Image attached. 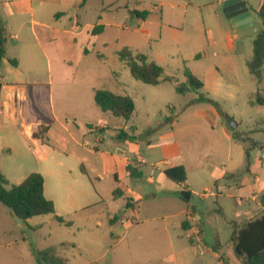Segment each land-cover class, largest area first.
Instances as JSON below:
<instances>
[{
    "label": "rangeland",
    "instance_id": "374dc122",
    "mask_svg": "<svg viewBox=\"0 0 264 264\" xmlns=\"http://www.w3.org/2000/svg\"><path fill=\"white\" fill-rule=\"evenodd\" d=\"M69 1L80 0H63L64 3ZM248 1L255 8L260 3V0ZM131 10L146 11L148 15L141 19ZM79 17L83 23H109L113 26L107 27L94 49L90 47L91 53L80 60V66L103 63L100 74L119 72V81L123 83L125 89L120 94L130 95L135 102L136 109L130 123L135 126L134 142L139 144L141 154L148 159V165L142 166V169H152L149 163L163 158L161 147L155 145L150 148L149 141L155 142L161 133L170 130L171 127L187 130L188 124L191 126L194 124V120H191L193 110L198 104L191 102L189 105L185 104L194 96L202 94L214 100L225 117L233 119L238 124L235 129L238 135L249 140L240 142V146L233 145L239 153L240 151L243 153L240 162H236L233 154L230 159L204 157L203 154L209 151L210 136L214 132L209 125L201 123L198 141L196 138L193 141L191 136L188 140V144L194 143L201 153L198 160L200 168L196 167L198 165L196 162L189 169H226L223 172L225 175L229 174L228 169H234L239 163L236 169H240L238 173L240 181L243 182L247 176L244 170L247 165L244 148L249 147L248 166L259 169L258 176L264 180V158H261V152L252 148L251 144L252 140L264 142V104L257 102V92L259 88L264 87V65L260 68L259 78L248 71L247 62L253 55L255 38L253 34L233 38L234 44L232 48H228L220 41L221 36L215 31L219 41L215 47V55L206 48V40L202 33L204 25H212L217 21L225 28L228 25L218 0H137V2L103 0V6L100 5V0H89L85 10L80 11ZM256 17L262 25L258 14ZM231 33L233 34V31ZM95 37L84 34L82 40L91 45ZM103 40L107 42L104 47L99 43ZM123 47L149 56L163 67L165 75L173 77L175 81H184L185 64L193 74L205 77L206 86L198 92L177 94L174 82H162L152 86L135 80L118 57V52ZM99 54L102 58L96 57ZM196 54H199L197 60L194 59ZM37 63L42 68L38 72L39 75H30L28 80L43 82L47 79L46 63L43 58ZM22 65L25 66V62ZM107 79L104 78L105 81ZM110 81L116 86L109 78ZM28 97L32 102H37L38 99L41 119L49 121L46 88L30 87ZM184 108L188 110L181 117ZM186 119H189V122ZM175 120L179 121V124L173 126L172 122ZM157 166L164 167L161 163ZM35 167L36 164L33 163L25 169L3 170L11 184H18L21 177L25 178L31 172L45 170L34 169ZM11 172H14V175ZM146 174L148 173L145 172L141 178L130 179L132 202L137 205L140 215L124 235L115 233L110 235L103 217L102 226L94 228L93 233L78 229L80 226L85 228L92 226L85 218L98 214L100 206L71 213L69 217L77 220L76 224L66 226L53 220L51 215L36 216L24 222L15 218L0 204V240L3 238L17 240L8 250L0 253V264H36L32 250L48 246L61 248L69 259V264H219L220 259L216 257L215 252L225 260V263L233 264L234 252L230 236L233 230L237 229L233 227V222H238V218L237 205L231 196L238 195L236 185L238 179L221 177L214 182L207 172L189 171V180L195 190L190 201V209L195 208L197 210L195 214L200 215L193 229L201 230L202 233L198 236L194 231L189 232L175 226L178 218L170 217L171 213L177 212L175 203H170L165 208L160 198L152 199L149 196L153 187L146 180ZM82 182L90 184L88 178L78 174L72 184L79 185ZM46 185V195L49 197L54 190L47 176ZM57 206L62 211L58 202ZM116 206L117 210L124 209L120 202H117ZM164 215L169 217L164 218ZM190 240L193 244L189 242ZM65 243H68V246H60Z\"/></svg>",
    "mask_w": 264,
    "mask_h": 264
},
{
    "label": "crops",
    "instance_id": "0c3cea01",
    "mask_svg": "<svg viewBox=\"0 0 264 264\" xmlns=\"http://www.w3.org/2000/svg\"><path fill=\"white\" fill-rule=\"evenodd\" d=\"M134 1L137 2V0ZM223 1L218 0L221 4ZM243 1L249 6L260 30L264 29V25H261L256 17L260 3L255 8L248 0ZM80 2L81 0L69 1V3H64L63 0H0V21L3 23L7 37L5 57L0 62V172L7 178L3 169H25L33 163L36 164L34 169H45L39 171L44 179V195L53 202L56 214L62 215L63 218H70L72 225L76 224L77 220L69 217L71 213L83 211L92 206H100L98 214L84 217L86 221L92 223V226L78 227L81 231L85 229L88 233H93L94 228L102 226L101 217H103L110 235L114 233L124 235L139 217L140 212L137 205L132 202L129 188L131 178L127 172V165L131 160L137 163L136 167L141 172V177L145 172L148 173L145 177L153 187V191L149 194L152 199L160 198L165 208L170 203H175L177 212L171 213L170 217L178 218L175 226L179 229L183 230L181 224L186 221L189 226L187 231H194L195 221L200 218V215L195 214L197 210L193 212L190 209L191 200L184 202L177 196L176 193L181 189L180 185L164 174L167 168L179 165H182L186 172L183 185L191 191L192 195L195 190L189 180L190 170L207 172L214 182L221 177L238 179L236 184L238 195L231 196L237 205L238 218V222H233V227L239 228L238 225L242 226L247 221L264 214V206L260 203V195L264 193V182H262L264 180L258 176L259 169H252L249 166L248 169H244L250 177L246 176L243 182L240 181L238 173L240 169H236L239 163L234 166V169H228L229 174L225 175L223 172L226 169H189L196 162L198 163L196 167L200 168L198 160L201 153L194 143L188 144V140L191 136L193 141L195 138L198 141V129L201 123L209 125L214 132L210 136L209 151L203 154L204 157L230 159L233 154L236 162L242 161V151L239 153L233 145L240 146L239 143L243 141L233 139L225 120L210 103H195L198 105L193 110L191 120H194V124L192 126L188 124L187 130L171 127L170 130L161 133L155 142L149 141L150 148L155 145L161 147L163 158L150 162L152 169H142V166L148 165V159L141 154L139 144L126 138H117L120 130L128 136H134L135 126L130 122L135 111L129 120L124 121L102 112L94 101L96 89H105L116 94L125 91L123 83L118 78L119 72L110 71L104 75L100 74L103 63L80 66V60L91 53L90 47L94 49L107 27L113 26L109 23L81 22L79 13L85 10L89 0H85L83 6H79ZM100 5L103 6V0H100ZM95 28L97 31L93 33ZM230 28L229 23L225 28L219 21L212 25H204L202 33L206 40V48L213 55L219 42L216 32L221 36L220 41H223L228 48H232L235 37ZM84 34L96 36L95 41L89 45L86 40H82ZM253 35L255 36L256 33ZM99 43L102 47L107 45L104 40ZM195 56V60L199 59V56L198 58ZM96 57L102 58V55L99 54ZM41 58L46 63L47 79L43 82L29 81L30 75H39L38 72L42 68L36 62ZM8 60H15L16 65H12ZM24 62L25 66L22 65ZM113 73L117 76L114 77ZM194 75L203 79L201 80L205 87V77ZM105 77L108 78L106 81ZM109 78L116 86L109 82ZM36 86H44L47 90L49 121L41 119L37 105L38 99L37 102L29 101V88ZM189 92L191 91L185 93ZM196 97L194 96L185 105H189ZM187 110L188 108H184L180 116L182 117ZM186 121L189 122V119ZM88 124L91 128L87 127ZM178 124L177 120L172 122L173 126ZM39 127L47 128L42 142L32 137L33 132ZM251 142L262 144L264 147V142L253 140ZM247 148L245 147L244 150ZM252 148L260 150L255 144H252ZM159 163L164 167L159 168L157 166ZM11 174L14 175V172ZM78 174L88 178L90 184L87 185L84 182L79 185L72 184ZM46 176L52 182L54 190L49 197L46 195ZM20 179L19 182L24 177ZM114 190L119 191L116 196L113 194ZM129 199L130 202L125 207ZM57 202L62 207V211L59 210ZM117 202H120L124 209L117 210ZM127 213H129L128 217ZM168 217L169 215H164V218ZM109 220L113 222L110 223ZM194 233L199 236L202 232L197 229ZM16 242L15 238L1 239L0 253L8 250ZM64 246H68V243ZM218 247L219 245L216 246ZM215 255L220 259L219 264H231L225 263L218 253L215 252ZM232 258L233 264H241L235 254Z\"/></svg>",
    "mask_w": 264,
    "mask_h": 264
},
{
    "label": "trees",
    "instance_id": "16d2710c",
    "mask_svg": "<svg viewBox=\"0 0 264 264\" xmlns=\"http://www.w3.org/2000/svg\"><path fill=\"white\" fill-rule=\"evenodd\" d=\"M85 0H81L79 6H83ZM136 17L145 19L148 15L146 11L131 10ZM257 14L264 25V0H260L257 9ZM99 28V27H96ZM92 32L96 33L97 29ZM7 42L6 31L3 23L0 21V62L5 57V45ZM196 55L195 58H198ZM118 57L121 62L128 68L131 76L138 81L145 84L156 86L162 82H174V89L177 94H184L187 91L198 92L203 88V81L197 78L184 64L183 75L185 80L183 82L175 81L173 77L164 75L163 67L155 61L150 60L145 54L133 51L127 47H123L118 52ZM12 65H16L15 60H8ZM264 65V29L256 33L253 40V55L251 60L247 63V68L250 74L259 78L260 68ZM116 77L117 74L113 73ZM94 101L96 106L102 111L111 114L114 117L127 121L131 118L135 111V104L133 98L126 94H116L105 89H96L94 91ZM257 102L264 104V99L257 96ZM191 103H210L212 104L221 118L225 117L224 112L219 105L211 99L198 95ZM91 128V125H87ZM46 127H39L33 132L32 137L41 142L46 133ZM233 139L243 141L249 140L243 138L231 131ZM118 139H127L134 141V136L127 135L120 130L117 135ZM252 143V142H251ZM255 144L262 148V144ZM248 150H245L247 157L248 169ZM137 163L131 160L127 165V172L130 178H140L141 172L136 167ZM164 174L172 181L180 185L181 189L176 193L177 196L184 202H189L192 198L191 191L183 185L186 180V172L182 165L169 167L164 171ZM118 190H114L113 194L116 196ZM130 199L127 200L125 207L128 206ZM260 203L264 206V193L260 195ZM0 204L5 206L10 213L24 222L36 216L51 215L52 219L58 223L66 226H71L72 221L66 220L55 212L54 204L44 195V179L38 172H31L20 183L11 184L7 178L0 172ZM112 223V220H109ZM39 227V226H38ZM181 227L184 230L188 229V223L183 221ZM230 240L233 245L234 254L241 264H264V214L253 220L247 221L240 228L233 230ZM192 243V241H189ZM62 244L61 246H64ZM37 264H69V259L63 254L61 248L48 246L46 248L32 250Z\"/></svg>",
    "mask_w": 264,
    "mask_h": 264
},
{
    "label": "water",
    "instance_id": "95a60500",
    "mask_svg": "<svg viewBox=\"0 0 264 264\" xmlns=\"http://www.w3.org/2000/svg\"><path fill=\"white\" fill-rule=\"evenodd\" d=\"M221 7L235 38L260 31V26L245 1L224 0ZM224 120L230 131L237 128L238 124L233 119L226 116ZM192 211L195 212V208H192Z\"/></svg>",
    "mask_w": 264,
    "mask_h": 264
},
{
    "label": "built area",
    "instance_id": "2783aa9c",
    "mask_svg": "<svg viewBox=\"0 0 264 264\" xmlns=\"http://www.w3.org/2000/svg\"><path fill=\"white\" fill-rule=\"evenodd\" d=\"M0 82H1V77H0ZM257 96L260 97L261 99H264V87L259 88L257 92ZM259 151L261 152V158H264V147H262Z\"/></svg>",
    "mask_w": 264,
    "mask_h": 264
}]
</instances>
